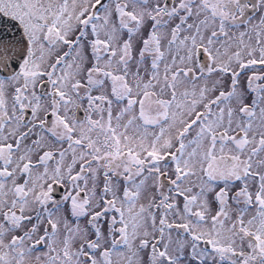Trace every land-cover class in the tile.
I'll list each match as a JSON object with an SVG mask.
<instances>
[{
  "label": "snow or ice",
  "instance_id": "6c2138e0",
  "mask_svg": "<svg viewBox=\"0 0 264 264\" xmlns=\"http://www.w3.org/2000/svg\"><path fill=\"white\" fill-rule=\"evenodd\" d=\"M0 264H264V0H0Z\"/></svg>",
  "mask_w": 264,
  "mask_h": 264
}]
</instances>
